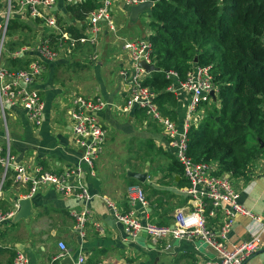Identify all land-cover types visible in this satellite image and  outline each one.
I'll return each instance as SVG.
<instances>
[{"label":"crops","instance_id":"obj_1","mask_svg":"<svg viewBox=\"0 0 264 264\" xmlns=\"http://www.w3.org/2000/svg\"><path fill=\"white\" fill-rule=\"evenodd\" d=\"M121 7L119 4L115 10L116 35L107 34L96 46L82 45L72 58L45 62V72L38 85L45 102V119L40 127L31 123L24 111H9L11 147L19 162L59 173L79 161V151L72 139L67 113L69 96L99 97L107 103V109L100 113L101 122L108 129L106 148L98 162L96 176H86L84 179L92 195L87 203L88 218L84 232L81 234L75 229L76 222L72 216L73 211L83 210L82 201L76 197H64L51 187L42 188L29 198L33 206L29 218L10 220L2 225L0 264H13L18 251H24L31 264H63L65 257L72 259L69 264H76L78 257L83 254L91 264H202L207 258L215 256L205 246L199 251L190 242L174 239L157 244L149 239L145 243L135 242L125 235L122 226L107 207L105 197L112 200L121 211L135 210L142 222L151 221L168 226L174 225L180 211L190 209L188 196L184 192L187 181L172 149L168 147L164 129L149 120L142 110L122 112L129 95L122 73L129 70L131 65L128 52L123 50L124 41L150 39L153 31L149 16V27L144 31L142 27L141 35L134 31L124 32L125 27L118 23V17L127 15V12L130 14V10ZM57 10L59 23L65 29L79 35L87 32L88 22L70 11L67 0H59ZM146 13L150 14V11ZM17 21L29 26L30 30L13 32L15 40L10 47L11 52L29 47L32 50L31 59L38 58L34 50L44 35L43 27L38 26L28 13L14 16V22ZM16 33L22 36L17 37ZM28 35L31 36V43ZM111 38L113 42L108 41ZM106 39L108 43H113V47L100 55L97 50ZM115 41L118 43L115 44ZM25 61H21V64H25ZM58 68L64 69L61 73H67L64 81L57 78ZM174 94L177 104L173 108L175 116L172 119L183 131L189 95L178 85ZM205 111L204 106L199 108L195 127L203 121ZM263 170L264 156L253 164L249 179L236 178L233 181L240 194V202L264 223ZM129 173H147V178L145 182H140L129 176ZM135 186L145 191L146 206H133L130 203L128 192ZM1 193L0 211H7L18 200L28 196L29 185L17 186L9 179ZM250 225V218L238 216L228 236L229 249L252 238ZM261 241L262 249L246 264H264V233ZM62 242L68 247V252L59 258L62 253L59 244Z\"/></svg>","mask_w":264,"mask_h":264},{"label":"built area","instance_id":"obj_2","mask_svg":"<svg viewBox=\"0 0 264 264\" xmlns=\"http://www.w3.org/2000/svg\"><path fill=\"white\" fill-rule=\"evenodd\" d=\"M58 1L3 0L0 3L1 184L3 188L6 181L12 179L17 186L29 185V193L25 199L32 198L36 192L45 187L54 188L64 197L78 198L82 201L84 208L73 211L72 216L76 222L75 229L83 234L88 218L87 203L92 199L84 179L86 176H96L98 162L106 148L108 130L101 122L100 113L106 110L107 104L99 97L87 98L78 94L69 96L67 113L72 139L79 151V161L59 173L30 167L19 162L11 147L9 111L12 109L24 111L27 119L36 127H40L45 119V102L38 85L41 75L45 72V62L56 61L63 57L72 58L82 45L96 46L107 34L116 35L118 27L115 21V10L119 4L129 9L149 1H153L155 5V1L97 0L93 10L87 13L81 12L83 17L80 19L88 22V30L83 35L60 25L56 9ZM84 2L86 0H67L70 6H81ZM25 13H28L44 30V35L34 50L39 55L36 59H31L32 50L29 47L20 48L16 52H11L10 49L15 40L11 30L14 16ZM123 50L128 52L131 65L129 70L122 73L129 92L122 112L142 110L150 120L157 122L164 129L168 147L172 149L187 181L184 192L188 196L190 209L186 212L180 211L172 226L151 221L142 222L135 210L120 211L112 200L105 198L109 211L116 222L122 226L125 235L133 241L146 234L153 244L169 239L190 242L196 250L200 251L201 247L207 246L215 252V257L207 258L202 264H246L263 247L261 241L264 233L263 221L240 202V194L233 179L227 174L219 175L216 163L197 162L188 154V131L198 124L199 108L213 101V92L216 95V86L210 67L195 66L184 82L180 81L175 71L167 73V78L174 80L169 90L174 92L178 85L189 95L184 129L181 131L175 121L164 117L155 102L156 94L144 85L148 75L140 63L145 61L153 64L150 59L152 52L150 39L124 41ZM23 60H26L25 64H21ZM128 197L133 206L138 203L142 206L148 204L145 191L140 186L133 187ZM19 202L20 200L7 211H0V229L7 221L14 220L20 209ZM238 216L251 219L249 231L252 238L229 249L228 236ZM59 247L62 251L59 257L61 258L68 252V247L63 242L59 244ZM13 264H31V262L24 251H18ZM76 264L91 263L83 254L78 257Z\"/></svg>","mask_w":264,"mask_h":264},{"label":"trees","instance_id":"obj_3","mask_svg":"<svg viewBox=\"0 0 264 264\" xmlns=\"http://www.w3.org/2000/svg\"><path fill=\"white\" fill-rule=\"evenodd\" d=\"M154 1L150 59L160 71L144 85L156 94L163 114L174 119L177 98L167 73L175 71L184 82L195 66L210 67L216 98L203 104V121L189 129L188 154L216 163L219 175L249 179L264 156V0ZM96 5L87 0L70 11L82 18L81 12ZM25 29L30 30L18 21L11 26L13 32Z\"/></svg>","mask_w":264,"mask_h":264},{"label":"water","instance_id":"obj_4","mask_svg":"<svg viewBox=\"0 0 264 264\" xmlns=\"http://www.w3.org/2000/svg\"><path fill=\"white\" fill-rule=\"evenodd\" d=\"M154 7V2L153 1H149L143 4H140L138 6H133L130 7V18L133 22L137 21L139 18V15L142 13H146L148 11H151ZM57 9V8H56ZM29 25L33 26L34 24L32 22H28ZM197 62V60H196ZM140 66L146 71L147 74H152L153 72H159L160 69L154 65V64H148L145 61H142L140 63ZM212 97L215 99L216 95L215 92L212 93ZM263 146V145H262ZM131 177L136 178L138 181L140 182H145L146 178H147V173L144 174H138V173H129L128 174ZM2 196V193H0V197ZM20 204V209L17 212L14 221H19L21 219H27L32 215V201L31 199L27 198V199H22L19 202ZM138 205L141 206V204L138 203ZM142 207V206H141ZM147 240V235L143 234L142 236L137 238V242H143L145 243ZM152 247V245H150ZM173 249V248H170ZM72 261V259L70 257H65L62 260L63 264H69V262Z\"/></svg>","mask_w":264,"mask_h":264},{"label":"rangeland","instance_id":"obj_5","mask_svg":"<svg viewBox=\"0 0 264 264\" xmlns=\"http://www.w3.org/2000/svg\"><path fill=\"white\" fill-rule=\"evenodd\" d=\"M87 1V0H86ZM75 7V5H71L70 7ZM138 6V5H137ZM127 15H124V16H122V17H118V23H120V25H124V27H125V29L123 30L124 32H126V31H134L135 33H137V34H139V35H141L142 34V32L146 29V28H148L149 27V16H150V14H147V13H142L141 15H140V17L138 18V20L136 21V22H132L131 21V19H130V14L127 12L126 13ZM119 19H120V21H119ZM142 27H143V31H142ZM12 34H13V31H12ZM34 35V34H33ZM16 36L17 37H20V36H22V34H20V33H16ZM28 38H29V43H31V36L30 35H28ZM119 41H120V39L119 38H117ZM116 40V39H115ZM109 42H113L114 41V39L113 38H111V39H109L108 40ZM108 41H107V39L106 40H104L102 43H101V46H100V49L99 50H97V51H100V55H102L103 54V51H106V50H108V49H111L112 47H113V43H108ZM115 44H117L118 43V41H115L114 42ZM106 44V45H105ZM108 45V47H107V49H106V46ZM109 46H111V47H109ZM17 50V49H16ZM108 52H106V54H107ZM98 54V53H97ZM154 64V63H153ZM46 65V64H45ZM155 65V64H154ZM58 71V76H57V78L58 79H60L61 81H64V76H66L67 75V73L64 71L63 73H61L64 69L63 68H58L57 69ZM70 73L72 74V70H70ZM43 75V74H42ZM41 75V76H42ZM147 75H149V74H147ZM146 80V79H145ZM105 102V101H104ZM106 103V102H105ZM107 104V103H106ZM108 106V105H107ZM107 109V108H106ZM162 112V111H161ZM163 113V112H162ZM146 114V113H145ZM147 115V114H146ZM148 116V115H147ZM164 117H169L170 119H172L170 116H167V115H165L164 114ZM149 118V117H148ZM149 120H150V118H149ZM173 120V119H172ZM174 121V120H173ZM154 122V121H153ZM157 123V122H156ZM108 130V129H107ZM252 170V169H251ZM251 174V173H250ZM0 177H1V174H0ZM233 180H234V178H232ZM2 180H1V178H0V189H2ZM3 188H4V185H3ZM185 189V188H184ZM129 192H130V190H129ZM129 192H128V194H129ZM106 198V197H105ZM104 198V199H105ZM117 206V205H116ZM118 207V206H117ZM119 209V208H118ZM248 209V208H247ZM120 210V209H119ZM121 211V210H120ZM124 212V211H123ZM258 217V216H257ZM148 239V238H147ZM135 242H137V241H135ZM179 242V241H178ZM205 247H207V246H205ZM171 248V247H170ZM173 248V247H172ZM202 248V247H201ZM208 248V247H207ZM209 250H211L210 248H208ZM212 252H214L213 250H212ZM214 254H215V252H214ZM215 256H216V254H215ZM214 256V257H215Z\"/></svg>","mask_w":264,"mask_h":264}]
</instances>
